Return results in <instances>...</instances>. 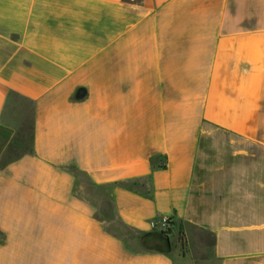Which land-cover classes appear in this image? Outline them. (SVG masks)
<instances>
[{
    "label": "crops",
    "instance_id": "obj_1",
    "mask_svg": "<svg viewBox=\"0 0 264 264\" xmlns=\"http://www.w3.org/2000/svg\"><path fill=\"white\" fill-rule=\"evenodd\" d=\"M0 138V264H264V0H0Z\"/></svg>",
    "mask_w": 264,
    "mask_h": 264
},
{
    "label": "built area",
    "instance_id": "obj_2",
    "mask_svg": "<svg viewBox=\"0 0 264 264\" xmlns=\"http://www.w3.org/2000/svg\"><path fill=\"white\" fill-rule=\"evenodd\" d=\"M151 225L154 228H156L158 225H160L163 232L170 230L172 227V224H171L169 218H167V217H162L159 219L158 222H152Z\"/></svg>",
    "mask_w": 264,
    "mask_h": 264
},
{
    "label": "water",
    "instance_id": "obj_3",
    "mask_svg": "<svg viewBox=\"0 0 264 264\" xmlns=\"http://www.w3.org/2000/svg\"><path fill=\"white\" fill-rule=\"evenodd\" d=\"M87 97H88V89L84 86L79 87L74 94V99L76 101H84L87 99Z\"/></svg>",
    "mask_w": 264,
    "mask_h": 264
},
{
    "label": "trees",
    "instance_id": "obj_4",
    "mask_svg": "<svg viewBox=\"0 0 264 264\" xmlns=\"http://www.w3.org/2000/svg\"><path fill=\"white\" fill-rule=\"evenodd\" d=\"M171 229L169 230V232H163L162 234L165 235L166 237L169 235ZM180 241H181V245H182V249L185 251L186 249V241L183 235H180Z\"/></svg>",
    "mask_w": 264,
    "mask_h": 264
},
{
    "label": "rangeland",
    "instance_id": "obj_5",
    "mask_svg": "<svg viewBox=\"0 0 264 264\" xmlns=\"http://www.w3.org/2000/svg\"><path fill=\"white\" fill-rule=\"evenodd\" d=\"M1 145H2V140H1V138H0V147H1ZM25 146H26V145H25ZM166 232H169V230L166 231Z\"/></svg>",
    "mask_w": 264,
    "mask_h": 264
}]
</instances>
